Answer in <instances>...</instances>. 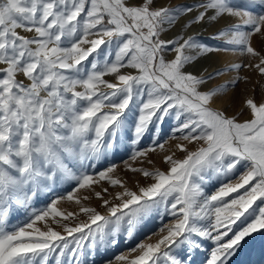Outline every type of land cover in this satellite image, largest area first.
Wrapping results in <instances>:
<instances>
[{"label": "snow or ice", "instance_id": "snow-or-ice-1", "mask_svg": "<svg viewBox=\"0 0 264 264\" xmlns=\"http://www.w3.org/2000/svg\"><path fill=\"white\" fill-rule=\"evenodd\" d=\"M0 264H264V0H0Z\"/></svg>", "mask_w": 264, "mask_h": 264}, {"label": "rangeland", "instance_id": "rangeland-1", "mask_svg": "<svg viewBox=\"0 0 264 264\" xmlns=\"http://www.w3.org/2000/svg\"><path fill=\"white\" fill-rule=\"evenodd\" d=\"M174 2H182V0H174ZM204 35L207 36L208 33H205ZM254 46L257 47L258 50L260 49L261 42H260V40L258 38L254 39ZM233 59H235V58H233ZM251 75L253 77V83H255V80L257 79V75L255 73H251ZM251 88H252V85L251 84L250 85H247V86L241 85V90L246 91V94L247 95H255L256 99L259 100L260 99L259 86L258 85L256 86L257 91L255 93H253L251 91ZM240 100L242 101V96L240 97ZM240 106H241V103H240V101H238L236 105H234L231 109H229V115H235L237 112H239ZM239 119L241 121H243V120H246V119H250V116L247 113V111H245L242 115L239 116ZM171 143H175V142L173 141ZM162 155H164V154L161 153L160 156H157V155L154 154L151 158L155 161V167H159L161 170H166L167 169V165L163 163V161L161 159ZM177 155H178V157H182V154H179L178 153ZM116 162L120 164V168L117 170V173L115 175H118L121 178H123L125 180H128L129 181V186L132 187L133 186V181H132L133 174L124 171L123 162L120 161L119 158H117V161ZM135 166H142V165L136 164ZM143 166H146V167H149V168L152 167V165H143ZM141 183L142 184H146V183H148V181L141 180ZM90 203H91L92 206L97 207V209L99 211L103 212V209H100L99 208V201L93 200ZM60 207L62 209H67L69 211L75 210V208H76V206L74 204H71V203H68V202H62L60 204ZM52 227L55 228L56 230H61L55 224H53ZM258 243H259V240L252 241L250 246H255Z\"/></svg>", "mask_w": 264, "mask_h": 264}]
</instances>
